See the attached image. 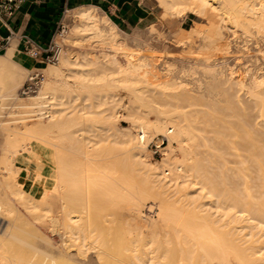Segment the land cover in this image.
<instances>
[{
	"label": "bare ground",
	"instance_id": "bare-ground-1",
	"mask_svg": "<svg viewBox=\"0 0 264 264\" xmlns=\"http://www.w3.org/2000/svg\"><path fill=\"white\" fill-rule=\"evenodd\" d=\"M157 1L164 9L163 12L172 15L171 17H181L184 13L190 12L197 17L205 18L208 22L207 30L198 26L194 29L179 28L181 30H177L178 37L177 34L175 35L185 53L200 54L191 59L196 66L190 67L188 64L191 62L185 61L189 66L188 70L195 72L194 74L192 72L194 76H190L195 77L198 76L197 73L199 74L195 77L196 84L195 78L191 77V79L189 75L180 74V80L179 77L176 80L173 74L169 76L171 68L168 66L164 67L167 73L157 72L155 61L158 55L138 48L139 45L133 48L127 46L124 37L118 34V27L109 16L97 14V8L89 5L72 9L65 16L66 21L73 19L70 24V34L66 33V40L83 47L103 45L102 47L106 48L100 51V55L92 49H82L80 53L62 54L64 53L62 48H58L56 61L58 65L45 66L49 79L42 80L35 95L29 97V101H16V98L21 99L17 97V89L22 85L27 70L11 59L14 46L10 45L0 53V92L3 93L0 96L4 95L7 101L11 100V103L15 99L12 105L20 109L19 112H31V115H35L40 121L27 124L20 132V138L24 140L23 151L13 150L11 155H8L5 150L9 146L16 148L18 138L12 142L4 138L0 143L5 147L2 150H5L3 155L6 159V169L9 170L10 166L16 165L12 170L16 174L7 177L10 192L14 196L21 195L23 188L19 189L21 186H18L20 184L17 181V173L26 168L28 178L42 180L41 184L45 186L36 188L37 191L33 193L36 197V194L42 196L44 193L46 195L47 190L50 191L46 188L48 187L46 184L49 183L52 189L49 201L55 204V201H52L54 196H56L55 200L57 199L58 193L63 201V203L61 201L62 206L67 205V208L69 206V212L66 210L64 213L66 218L64 249L55 248L53 242L42 235H38L40 238L36 242L28 243L21 238L22 234L19 235L17 232L23 225L18 222L15 226L16 229L17 226L19 227L18 230H14V226L11 227L16 233L11 236L12 240L8 239L9 235L7 236L6 233L3 237L8 245L5 247L0 244V264H264V79L262 86L258 85L251 93L248 92L251 98L235 78V68L228 66L229 60L225 62L228 64H225L226 70L219 72L220 76L215 71L216 67L214 68L215 63H213L217 60L213 54L228 52L227 50L232 46L229 45L230 38L228 39L232 31L242 29L244 35L253 36L255 32L264 35V0ZM195 36L199 40V42L197 40L198 44H194ZM59 39L57 40L60 41ZM245 41L248 40L244 38ZM243 47L241 48L244 49ZM233 48L235 49L234 46ZM193 49L198 50L192 52ZM117 51L121 54V59L118 58ZM245 60L248 63L249 59ZM253 62L254 60L249 62L252 63V67L255 65ZM235 63L237 64L235 61L233 66ZM220 65L222 66L220 63L218 68H221ZM182 67H185L184 62ZM256 67L253 69L256 70ZM33 70H28V73ZM174 71L176 73L179 70ZM250 73L248 72V76ZM56 76L59 79L55 78ZM185 76H189L188 82L191 79V83L195 84L193 87H186L188 83L186 85L181 81ZM253 77L259 79L257 75ZM66 78L67 81L71 78L72 82L69 84ZM183 81L185 82L184 79ZM119 88L128 91L126 102L117 92ZM244 95L246 98L243 97ZM77 99L78 103L75 104ZM248 100L252 101L251 104ZM84 102L89 108L88 111L83 109ZM188 106L195 108L184 110ZM66 109L73 117L75 113V115L80 114L81 117L89 114L99 115L100 118L70 119L69 116L68 119H62L67 113ZM121 110L126 113V118L131 119V128L135 129L136 133L133 134L130 128L124 129L118 126L116 121ZM149 114H153V118ZM224 115L233 118L226 119ZM192 116L194 119L191 118ZM253 116L256 119H253ZM98 122L101 123V128ZM12 131L13 128L8 125L2 127L0 132L6 137ZM99 131L103 132L102 134L110 132L111 134L108 133L110 136L114 135L113 144H102V134ZM76 132H84L87 136L77 138ZM157 133L166 135L168 144L164 148L168 152L164 150L166 154L160 160L150 162L146 142ZM31 134L32 139L27 143L26 137ZM124 136L127 138L121 139ZM69 147L80 149L79 153L82 152L81 157L84 160L69 156L67 153ZM50 152L51 157H49ZM119 155H124L123 158L127 159L131 166L130 173L115 168L116 158ZM33 157L40 163L30 172L29 161ZM48 158L52 160L54 168L51 173L45 175L40 173V169L43 159ZM96 160L101 162L99 166L94 163ZM99 167L111 171L114 178L121 182L122 187L119 185L121 188H118L116 179L114 181L109 177L104 178L93 172ZM232 168H235L234 172ZM237 177L240 181L234 179ZM31 184L32 188L34 185ZM196 184H199L202 190L201 198L205 197L208 200L200 204V207H204L201 210H198L197 204H192L194 198L190 197L192 191L188 190L189 186ZM25 185V189H30L29 184L25 183ZM55 188L59 191L54 194L53 192L57 191ZM94 189L112 199L111 211L116 219L120 217V200L126 198L130 202L128 210L130 219L118 226L116 254H107L104 248L111 238L102 239L97 243L102 248L101 253L96 251L92 254L86 253L90 244L97 242V238H93L94 228L83 215L88 209L82 201H86L93 194ZM126 189L132 190L134 195L125 194ZM168 191L179 195L176 199L178 204L171 203L167 196ZM33 194H29V199L24 200L23 209L29 212L40 210L43 214L51 212L50 225L53 226L51 230L58 237L59 233L54 227L56 224L54 205L48 208L44 206L47 204L44 201L40 200V205L30 201V197L34 199ZM149 196H153L158 208L156 218L150 220L144 219L141 213L145 199ZM45 198L44 200L47 199ZM5 202L9 203V201ZM71 202H76L78 206L70 207ZM214 204L222 206L226 209L225 212L216 216V211L212 210ZM7 205L0 201V209L11 213V206ZM235 211L241 214L237 217V221L238 214L233 218ZM72 212L79 214L69 215ZM35 214L37 216L33 217L34 220L40 217L39 213ZM36 220L35 223L38 222ZM27 223H25L26 227L25 225L22 227V231L26 229L29 231V228L33 227L29 222ZM142 227L148 228V234ZM34 229L35 227L31 231ZM109 230L106 231V235H111ZM25 232L28 237L30 232ZM12 242L17 243L18 246L13 247ZM20 242H23L22 245L27 244V247L22 248ZM72 247H75L74 250L71 249ZM100 254L105 255L106 261H101Z\"/></svg>",
	"mask_w": 264,
	"mask_h": 264
},
{
	"label": "rangeland",
	"instance_id": "rangeland-1",
	"mask_svg": "<svg viewBox=\"0 0 264 264\" xmlns=\"http://www.w3.org/2000/svg\"><path fill=\"white\" fill-rule=\"evenodd\" d=\"M145 2H146V5L144 6V4H142L143 5V8L145 9L144 11H143V13H142V15L144 16L143 17V20L140 22V23H134V24H131V25H129L128 27H126V28H123L125 31H123V30H120L119 28H117L118 29V34H121L120 36L122 37H124V39H125V42L127 43V46H131L132 48H133V46H136V45H139L138 46V48H142V49H146V50H149V52L151 53V54H156V55H158V59H156L157 61H158V63H157V61H155V66H156V69H158V71L157 72H160L161 74L164 72V74L165 73H167L166 71H167V69L165 68V70L166 71H164V67H169V68H171V70H169L170 71V73H169V76H170V74H173L174 76L173 77H176V80H178V77H179V80H180V76L183 74V75H193L195 72H193V74H192V72H190L191 71V69L190 70H188L189 69V66L191 67V66H196V65H194V63L193 62H191L192 60V58L193 57H195L196 55H200V54H198V53H190V54H187V53H185L186 51L185 50H183V48H182V45L180 44V43H178V39H177V37H178V34H177V32L178 31H180L181 29H179V28H182V29H188V28H191V29H194L196 26H198V28H204L205 30H207L208 29V22H207V20L205 19V18H203V17H197V16H195L194 14H192V13H190V12H186V13H184L183 15H181V17L180 16H173V17H171L172 15H168L167 13H165V12H163L164 11V9L162 8V6L159 4V2L157 1V0H145ZM144 3V2H143ZM149 6L151 7V9L149 8ZM163 9V10H162ZM68 14V10L67 11H65L64 12V14H63V16H62V20H61V23H60V27H59V29H58V31L56 32V34L54 35V38H53V41L55 42V43H58V44H56L57 45V48H62V52H64V53H62V54H72V53H80V51L82 50V49H92L94 52H96V54H98V55H100L101 53H100V51L101 50H103V49H105L106 47L104 46V47H102L101 45H98L97 47H83V46H81V45H77V44H73V43H69V42H67V40H66V36H67V34H70V24L72 23V21H73V19H70L69 21H66V19H65V16ZM97 14H99V15H105V13H103V12H100L98 9H97ZM167 14V15H166ZM183 16V17H182ZM180 19H181V21H180ZM191 25V26H190ZM153 27V29L151 30V28ZM236 29H238V28H240V27H235ZM234 28V29H235ZM150 29V30H149ZM233 29V30H234ZM178 30V31H177ZM242 30V29H241ZM241 30L239 29L238 31L236 30V31H232L233 32V34L235 35H233L232 34V32H231V34L228 36V34H226V36H228V39H229V45L231 46L230 48H229V50H227L228 52H221V53H216V54H213V56L215 57V58H217V60L215 61V62H213V63H215L214 64V68H215V71L217 72V74L220 76L221 74V72H224L225 70H226V68H227V65L229 66V67H233V68H235L234 69V76H235V78L238 80V82H239V84H240V86H241V88L244 90V88H245V90H244V92H246V94H247V96L255 89V88H257V86L258 85H261L262 86V79H264V35H262L261 33H258V32H253L254 33V35L252 36V34L251 35H244V34H242V32H241ZM67 31V32H66ZM149 31V32H148ZM152 31L154 32L153 34H152ZM225 31V30H224ZM151 32V33H150ZM227 32H229V31H227ZM226 32V33H227ZM241 32V33H240ZM67 33V34H66ZM167 33V34H166ZM236 33V34H235ZM258 33V34H257ZM62 34V35H61ZM66 34V35H65ZM161 34V35H160ZM177 34V37L175 36ZM239 34V35H238ZM240 34H242V40H241V38H240ZM58 35H61V37L59 36L58 37ZM65 37H64V36ZM152 35V36H151ZM245 37H244V36ZM257 35V36H256ZM151 36V37H150ZM161 36V37H160ZM248 36V37H247ZM260 36H262V37H260ZM57 37V38H56ZM195 37H196V39H195ZM194 38H193V40L195 39L196 41L194 42V44L195 43H197L198 44V42H199V40L197 39V36H195ZM232 37H233V39H232ZM254 37V38H253ZM256 37V38H255ZM58 38H60L59 40L60 41H58L57 39ZM155 38V39H154ZM239 38H240V40H239ZM244 38H245V40H248L247 42L245 41L244 42ZM248 38V39H247ZM252 40H251V39ZM259 38V39H258ZM157 39V40H156ZM234 39H235V41L237 40H239L237 43L234 41ZM197 40H198V42H197ZM236 43V44H238V45H236L233 41ZM251 40V41H250ZM255 40V41H254ZM232 41V42H231ZM241 41H243L244 42V44H243V42L241 43ZM137 42V43H136ZM253 42H254V44H253ZM257 42V43H256ZM158 43V44H157ZM240 43H241V46H240ZM248 43V44H247ZM141 44V45H140ZM263 44V45H262ZM244 45H246V46H243ZM248 45V46H247ZM261 45V46H260ZM196 46H198V45H196ZM233 46L235 47V49L233 48ZM137 47V46H136ZM239 47V48H238ZM241 47H243L246 51H244V49H242ZM247 47V48H246ZM232 48V49H231ZM154 50V51H153ZM197 50L198 49H193V51L192 52H197ZM235 50V51H234ZM236 50H237V52H239V53H237L236 52ZM239 50V51H238ZM234 51V52H233ZM243 51V52H242ZM66 52V53H65ZM118 52L119 51H117L116 53H117V55H118V58L119 59H121V54L119 53L118 54ZM97 55V56H98ZM221 55V56H220ZM231 55H232V57H231ZM235 56V58L237 57L238 58V56L240 57V59L238 58V59H235L234 58V56ZM238 55V56H237ZM253 55V56H252ZM62 56V55H61ZM60 56V57H61ZM217 56H219V58L221 57H223V59H225L226 61H224L223 59H219ZM225 56H227L226 58H225ZM229 56V57H228ZM241 56H242V58H241ZM248 56H251V57H248ZM99 57H101V56H99ZM249 59L248 60V63L249 62H252L253 60H254V62H253V64H255V65H253L254 67H256L257 65H259V67L257 66L256 68V70L255 69H253L254 67H252V63H247V61L245 60V59H247V58ZM231 58H232V60H231ZM244 58V59H243ZM253 58H255V59H253ZM258 58V59H257ZM190 59V60H189ZM219 59V60H218ZM243 60V63L245 64H243L242 63V60ZM252 59V61H250ZM223 60V61H222ZM229 60V61H228ZM241 60V62L239 63V65H238V62ZM57 61V60H56ZM56 61H54V62H48V63H43V64H41V68H39L40 69V71L42 72V74H43V80H45V81H47L48 79H49V76L47 75L48 74V72H47V69H45V66H53V67H55L56 66V64H57V62ZM160 61V62H159ZM185 61L187 62V61H190L191 62V64H188L189 66H187L186 64L188 63H185ZM229 62L228 64L227 63H225V62ZM231 61V62H230ZM237 62V66L234 64V66H233V63L234 62ZM245 61H246V63H247V65H246V63H245ZM162 62V63H161ZM173 62V63H172ZM181 63V67H180V63ZM183 62H184V65H185V67L183 68L182 66H183ZM189 62V63H190ZM218 62V63H217ZM222 62H224V63H222ZM233 62V63H232ZM258 62V63H257ZM261 62H262V64H261ZM157 63V64H156ZM165 63V64H164ZM170 63V64H169ZM222 64V66H223V64H224V66L223 67H225L224 68V70H223V68H222V66L220 65V67L222 68H218V65L219 64ZM231 63V64H230ZM257 63V64H256ZM260 63V64H259ZM218 64V65H217ZM225 64H227L226 66H225ZM245 66H243V65ZM58 65V64H57ZM158 65V66H157ZM166 65V66H165ZM178 65H179V67H178ZM250 65V66H249ZM173 68H172V67ZM176 66V67H175ZM236 66V67H235ZM250 68H249V67ZM261 66V67H260ZM263 66V67H262ZM240 67H242V68H240ZM177 68V69H176ZM182 68H183V72H182ZM237 68H239V69H237ZM244 68H246V69H244ZM252 68V69H251ZM260 68V69H259ZM173 69V70H172ZM184 69H185V73H184ZM216 69H218V71L216 70ZM219 69H221L220 71H219ZM241 69V70H240ZM249 70V71H247L246 72V70ZM250 69H251V71H250ZM263 69V70H262ZM174 70H179V71H177L176 73H175V71ZM243 70V71H242ZM253 70H255L254 72H257V74H255L254 72H253ZM257 70H262V71H257ZM182 72V73H179V72ZM189 71V73H187ZM172 72V73H171ZM220 72V73H219ZM248 72L250 73L249 74V76H251V74H252V76L251 77H249L248 76ZM197 73V72H196ZM253 73H254V75L256 76L257 75V77H259V79H261V80H259V79H257L256 77L254 78L253 76ZM261 73H263V74H261ZM27 74H28V71H26L25 72V77L22 79V83H23V81L26 79V76H27ZM181 74V75H180ZM261 74V75H260ZM178 75V76H177ZM180 75V76H179ZM197 75L199 76V74L197 73ZM237 75V76H236ZM263 75V76H262ZM189 76H185V78H188V80L187 79H185L184 77H183V79L185 80V82L183 81V79L181 80L183 83H186V85H187V83H188V85L186 86V87H193L195 84H196V80H197V78H195V77H198V76H195V77H193V76H190V78L191 77H193V79L195 78V84H192L191 83V79H190V82H188L189 81ZM262 76V77H261ZM249 77V78H248ZM261 77V78H260ZM55 78H57V79H59V77L58 76H56ZM182 78V77H181ZM247 79H249V80H247ZM254 79V80H253ZM255 79H257V80H255ZM251 80V81H250ZM258 80H259V82H258ZM66 81H67V78H66ZM187 81V82H186ZM193 81V80H192ZM247 81H249V82H247ZM69 84L72 82V79L70 78V79H68V81H67ZM42 83V82H41ZM192 85H191V84ZM248 83V85H246ZM251 83H253V85L250 84ZM190 84V85H189ZM21 85V84H20ZM41 85V84H40ZM245 85V86H244ZM264 85V84H263ZM250 86V87H249ZM256 86V87H255ZM20 87V86H19ZM40 87V86H39ZM38 87V88H39ZM19 89V88H18ZM18 89H17V97H19V98H21V99H19L18 100V98H16V101H29L30 100V96H33V95H35V93L36 92H33V93H31V94H29V95H27V96H24V97H21V96H18ZM117 92L119 93V94H121V96H122V98H123V100L126 102L127 100H128V91L126 90V89H122V88H119V89H117ZM248 92H250L249 94H248ZM147 92H145V94H146ZM0 94H3L2 92H0ZM148 94V93H147ZM251 95V94H250ZM249 95V97H251ZM3 96V97H2ZM2 96H0V97H2V98H0V101H2V102H5V103H2V102H0V104L4 107H2L1 105H0V131H1V129H2V127H7L8 125L10 126L11 125V127L13 128V131L12 132H9L8 133V135L5 137L4 135H2V133L0 132V143H1V141L2 140H4V138L8 141V142H12L13 140H16V138H18V146L16 147V148H14L13 149V147H11V146H9V147H2L1 145V147L2 148H0V201L1 202H4L6 205L8 204L9 205V207L11 206V210L12 211H14V212H12L11 211V213L10 212H8V211H6V212H4L5 210H2V209H0V221L2 222V225H0V239H2V240H0V244L1 245H4L5 247H7V245H8V243H7V241H6V239L4 240V236H5V233L7 234V236L9 237L8 239L9 240H12V238L13 237H11L12 235H13V233H15V231L13 232V229L14 228H11V227H15L16 225H18V222H19V224H22L23 223V225H22V227L25 225V223H27V222H29L33 227H35V229H34V231L32 232L31 231V229L33 228V227H31V229L29 228V231L26 229L25 231H27L28 233H29V235H28V237H27V235H26V232L25 231H22V227H21V225H20V229H19V227L17 226V228L19 229H16V227H15V229L14 230H18L17 232L19 233V235L20 234H22L21 235V238H23V240H25V241H27L28 243H34V242H36L39 238H40V236L42 235L45 239H47V240H50L51 242H53L52 244H53V246H55V248H58V249H64L65 248V243H64V239L66 238L65 237V234H64V222H65V215H64V213H65V211L66 210H68V212H69V206H68V208H67V205H64V207L62 206L63 204V201L59 198V196H58V191H59V189L57 190L56 188H55V190H57V191H55L54 189V191L55 192H53L54 194L55 193H57L56 195H57V199L59 200L58 202H57V199L55 200V198H56V196H54V200L52 201V202H54L55 201V204L54 203H51L49 200H51V194H52V189H51V186H50V184L49 183H47L46 184V186H48V187H46L47 189H50V191L48 192V190H47V193H46V195H45V193H44V195L46 196V198L48 199V201L46 202V198L44 197V195H39V194H36L37 195V197L35 196V194H33V193H35V191H37V189L38 188H40V187H45V186H42V184H41V182H42V180L40 181V180H37V179H31V178H28L27 176L28 175H23L22 173H17L18 174V176H17V181H18V183L20 184V185H18V186H21L19 189H21V188H23L22 190H21V195L23 196V197H21V195L19 194V195H17V196H14L13 194H11V192H10V188H9V186L7 185V177H9V176H13V175H15L16 173L15 172H13L12 170H14L13 168H16L15 166H10L11 168L8 170V169H6V159H5V156L3 155V151H5L6 150V152L8 153V155H11V153H12V151L13 150H18V151H23V149H24V146H23V143H24V140H23V138L21 139L20 137H21V135H20V132H22L25 128H26V125L27 124H33L34 122H37V123H39L40 121H39V119L37 120L36 118H38V117H36L35 115H31V112H26V113H23V112H19L20 111V109L18 110V108L16 109L13 105H12V103H14L15 102V99H14V101L11 103L10 101H7L6 99L7 98H5L4 97V95H2ZM147 96V95H146ZM244 98H246V96L244 95L243 96ZM243 98V99H244ZM248 98V97H247ZM252 98V97H251ZM2 99H5V100H2ZM249 100H251L250 98H248ZM9 100V99H8ZM245 100H247V99H245ZM248 100V101H249ZM245 103H248V102H246V101H244ZM252 102V101H251ZM251 102L249 101V104H251ZM11 103V104H10ZM76 103H78V99L76 100V102H75V104ZM6 107V108H5ZM78 107V106H77ZM237 107H239V106H237ZM68 108H70L69 106H68ZM192 108V110L195 108H193V106L192 107H187V108H185L184 110H187V109H191ZM83 109L85 110V111H88L89 110V108H88V106L86 105V103L84 102V105H83ZM240 109V108H239ZM67 110V109H66ZM75 110V109H74ZM14 111V112H13ZM76 111V110H75ZM238 111H241V110H238ZM251 111H253V110H251ZM67 113L66 114H64L63 116H62V119H68V117L70 118V119H73L74 117V119H84V118H88V119H99L100 118V116L99 115H86V116H82L81 117V115L80 114H77V115H75V113H74V117H73V115L72 114H70V113H68V110L66 111ZM230 112V111H229ZM255 112V111H254ZM254 112H252L253 114H254ZM3 113V114H2ZM77 113V112H76ZM235 114V113H234ZM233 114V115H234ZM29 115H31V116H29ZM79 115V116H78ZM232 115V114H231ZM237 115H240V114H237ZM77 116V117H76ZM149 116L151 117V118H153V114H149ZM225 117H226V119H230V117L231 118H233V116H228V115H224ZM241 116V115H240ZM36 117V118H35ZM81 117V118H80ZM235 118L237 117L236 116V114H235V116H234ZM27 118H29V119H27ZM31 118V119H30ZM191 118H193L194 119V117L192 116ZM234 118V119H235ZM256 119V117L255 116H253V119ZM257 118H259V116H257ZM46 119V118H45ZM238 119H239V117H238ZM241 119H242V117H241ZM260 119V118H259ZM40 120H42V119H40ZM39 121V122H38ZM117 124H118V126L120 127V128H130L129 130L130 131H132V133L134 134V133H136V131H135V129H133V128H131V119L130 118H126V113L125 112H123V110H121V114H120V116L118 117V119H117ZM98 126L101 128V123H99L98 122ZM99 133L100 134H102L103 132H100L99 131ZM108 133H110V132H108ZM108 133H104V134H102V139H103V142H102V144L103 143H105V144H108V145H112L113 143V141H115V137H114V135H109ZM107 134H108V136H107ZM111 134V133H110ZM157 134H162V133H157ZM156 134V135H157ZM75 135L77 136V138H80V137H86L87 136V134H85L84 132H76L75 133ZM33 135L31 134L30 136H27L26 137V142L28 143L29 142V140H31ZM155 136V135H154ZM103 137H106V139H104ZM76 138V137H75ZM76 138V139H77ZM97 138V136H95L94 137V139H96ZM124 138H127L126 136H124V137H121V139H124ZM152 138V137H151ZM109 141H110V143H109ZM108 142V143H107ZM168 144V140H167V143H165V145L162 147V149H161V151H162V154H161V156L160 157H156V156H152V154H151V151H150V149L149 148H147L146 147V150H147V152H148V154H149V156H148V158H149V160L148 161H150V162H154V161H158V160H160L166 153H164V150H165V152H168V150L166 149V148H164V147H166V145ZM5 148V150H2V149H4ZM164 148V149H163ZM84 149V148H83ZM83 149H81V151H83ZM79 150L80 149H78V148H76V147H69L68 149H67V153L69 154V156H71L72 158H76V159H79V160H84L81 156V153L82 152H80L79 153ZM49 157H51V152L49 153ZM123 157H125L124 155H119V156H117V158H116V163H115V168H119L120 170H127L129 173L131 172V166L128 164V161H127V159L125 160ZM48 161H49V163H50V166H49V168L47 169L48 171V173H51L52 171H53V168H54V165H53V162H52V160L51 159H49L48 158ZM94 163L96 164V165H98L99 166V164H101V162L99 161V160H96V161H94ZM231 165H233V164H231ZM235 170V168H232V170ZM234 170H233V172H234ZM13 172V173H12ZM94 173H97V175H100L101 177H104V178H106V177H109V178H111V179H114V181H115V179L116 178H114V175L112 174V172L111 171H109L108 169H105V168H101V167H99V168H96L94 171H93ZM236 172V171H235ZM135 172L133 171L132 172V174H134ZM234 174V173H233ZM232 174V175H233ZM27 178H28V180H27ZM234 179H236V181H240V179L237 177V178H234ZM30 180H31V183H33V185L34 186H32V188H31V186L30 185H32L31 183H29L30 182ZM28 182V183H27ZM25 183L26 184H29V186H28V188L30 187V189H25L26 187V185H25ZM120 181L119 180H117L116 179V184H118L117 186H119L120 185ZM24 184V185H23ZM41 184V185H40ZM121 186V185H120ZM118 187V188H121V187ZM37 188V189H36ZM58 188V187H57ZM35 189V190H34ZM27 190V191H26ZM31 190H32V192H31ZM188 190H190V191H192V193H191V195H190V197H193L194 199H193V202H192V204L193 205H195V204H197L198 205V207H199V209L198 210H201V209H203L204 207H200V204H202V202H204V201H207L208 202V200H207V198H205V197H203V198H201V195H202V190H201V188H200V185L199 184H196V185H194V186H189L188 187ZM45 192H46V190H45ZM50 194V195H47V194ZM124 193L125 194H130V195H134L133 194V192H132V190H130V189H126V190H124ZM31 194H33L34 195V199H32V197H30V201H35V202H37L38 203V205H40L41 204V202H40V200L43 202H45V203H47L46 205H44V203H43V205L44 206H46V207H48V208H51V207H49V206H53V213H54V217L56 218V224L54 225V227H55V229H56V231L59 233V236L57 237L56 235H54V233L52 232V230H51V227L53 228V226H51L50 224V213H46V214H43V211H36V212H29L27 209H23V206L25 207V205H24V200L25 199H27L29 196ZM29 195V196H28ZM32 195V196H33ZM38 195H39V197H38ZM19 196V197H18ZM167 196H168V198H169V200L171 201V203H173V204H178V201L176 200V199H178L179 198V195L178 194H176V193H173V192H171V191H168L167 192ZM20 197H21V199H22V201H21V199H20ZM25 197V198H24ZM44 198L46 199V200H44ZM29 199V198H28ZM5 201H9V203H11V205L9 204V203H6ZM21 201V202H20ZM61 201H62V203H61ZM155 200H154V198H153V196L151 197V196H149V197H146V199H145V204H144V206L142 207V210H141V213H142V215H143V218L144 219H148V220H150V219H152V218H156V212L158 211V208H157V204H156V202H154ZM177 201V203H175ZM83 203H84V206H86L87 207V209L88 210H86L85 212H84V216L86 217V218H88V220L90 221V223H91V226L94 228V235H93V238L94 237H96L97 238V242L96 243H93V244H90V247H89V249L86 251V253L88 252V253H96V252H100L101 253V250H102V248L101 247H99L98 246V244L97 243H99V241H101L102 239L103 240H105L106 238H111V241L109 242V244L108 245H105L104 246V248L106 249V251L108 252L107 254H110V253H112V254H116V251H117V241H118V237H117V231H118V226L121 224V223H123V224H125L127 221H128V219H130L129 217H128V215H129V212H128V210H129V205H130V202H129V200H127L126 198L125 199H121L120 200V202H119V205H120V207H121V210H120V217L118 216L117 217V219L114 217V215L112 214V211H111V205H112V199L110 198V197H108V196H103V195H101L99 192H98V190H96V189H94L93 190V194L89 197V198H87L86 199V201H82ZM190 202V201H189ZM23 203V204H22ZM40 203V204H39ZM51 205H50V204ZM53 204V205H52ZM7 205V206H8ZM48 205V206H47ZM70 207H76V206H78L77 204H76V202H71L70 203ZM209 205V204H208ZM207 205V206H208ZM215 205V206H214ZM213 206V208H212V210H215L216 212L215 213H217L216 214V216H218L219 214H221V213H223V212H225V210L226 209H224V208H222V206H218L217 204H214ZM62 207H63V210H64V212H63V210H62ZM66 207V208H65ZM152 207V208H151ZM13 208L15 209V210H13ZM24 210H27V211H25L24 212ZM55 211H56V213H55ZM62 211V212H61ZM71 211V210H70ZM8 213V214H7ZM35 213H39V215L38 216H40L39 218L41 219L42 217H45L44 218V220L43 219H41V221H40V219L39 218H35V220L37 219L38 220V222H34L35 220L33 219V217L34 216H37ZM21 214V215H20ZM75 214H79L78 212H72V213H70L69 215H75ZM146 214V215H145ZM234 215V217L233 218H235V215L236 214H238V215H236V221L238 220L237 219V217H240L239 216V214L240 213H236V211H235V213H233ZM41 215H43V216H41ZM241 215V214H240ZM21 216V217H20ZM68 216V215H67ZM66 216V217H67ZM22 217H24V218H22ZM147 217V218H146ZM11 218L13 219L12 221H11ZM20 218H22V219H20ZM31 218V219H30ZM232 218V219H233ZM27 219H30V220H28L27 221ZM36 220V221H37ZM43 220V221H42ZM224 220V219H223ZM26 221V222H25ZM33 221V222H32ZM233 221H234V219H233ZM13 222V223H12ZM41 222V223H40ZM235 222V221H234ZM34 223V224H33ZM28 224V223H27ZM26 224V225H27ZM26 225H25V227H26ZM9 227V228H6V227ZM24 227V228H25ZM23 228V229H24ZM28 228V227H27ZM143 229H144V232L146 233V234H148V228H145V227H142ZM6 229V230H5ZM12 229V230H11ZM108 229H110L109 231H111V235L110 234H107L106 235V231L108 230ZM5 231V232H4ZM4 232V233H3ZM33 234H32V233ZM3 233V234H2ZM17 233V234H18ZM32 234V235H31ZM15 235H16V233H15ZM34 235V236H33ZM38 235H40V236H38ZM11 237V238H10ZM92 238V237H91ZM92 238V239H93ZM31 239H33L32 241H31ZM2 241V242H1ZM17 243H18V241H16ZM44 242V241H43ZM49 242V241H48ZM12 243H14L12 246L13 247H16V246H18L17 245V243L15 244V242H12ZM21 243H23V242H20V244ZM19 244V243H18ZM16 245V246H15ZM22 245V244H21ZM22 248H25V247H27V244H24V245H22L21 246ZM74 248L75 247H72L71 249H73L74 250ZM96 251V252H95ZM100 258L102 259L101 261H106L105 259V255L104 254H100ZM104 258V259H103Z\"/></svg>",
	"mask_w": 264,
	"mask_h": 264
},
{
	"label": "crops",
	"instance_id": "crops-1",
	"mask_svg": "<svg viewBox=\"0 0 264 264\" xmlns=\"http://www.w3.org/2000/svg\"><path fill=\"white\" fill-rule=\"evenodd\" d=\"M142 4L146 5L145 0H25L10 17L9 29L0 25V38L9 36L6 47L0 53L13 45L11 53L13 61L27 71L39 69L41 64L23 51L25 37H31L45 47L53 40L65 11L69 12L80 6H93L108 15L120 30L125 31L123 28L134 23L138 24L143 20L142 13L145 9ZM149 8L151 9L150 6ZM39 163L38 159L31 158L30 172ZM49 166L48 159H43L40 173L49 174L47 172ZM20 173L27 175L28 170L24 168Z\"/></svg>",
	"mask_w": 264,
	"mask_h": 264
},
{
	"label": "built area",
	"instance_id": "built-area-1",
	"mask_svg": "<svg viewBox=\"0 0 264 264\" xmlns=\"http://www.w3.org/2000/svg\"><path fill=\"white\" fill-rule=\"evenodd\" d=\"M25 0H0V25L8 28V21L15 11ZM10 32V30H9ZM9 36L0 38V52L6 47ZM23 51L38 63H48L57 60L58 48L52 40L45 47L38 44L33 38L25 37ZM43 80V74L39 69H34L28 73L26 79L18 89V95L27 96L35 92ZM167 143V137L164 134H157L146 142V147L150 149L152 156L160 157L161 148ZM0 225L2 222L0 221Z\"/></svg>",
	"mask_w": 264,
	"mask_h": 264
}]
</instances>
